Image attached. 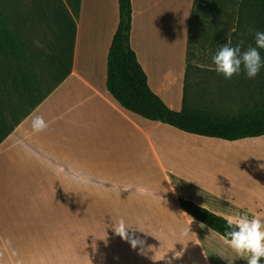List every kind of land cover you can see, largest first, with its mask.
Instances as JSON below:
<instances>
[{
    "label": "crops",
    "instance_id": "obj_1",
    "mask_svg": "<svg viewBox=\"0 0 264 264\" xmlns=\"http://www.w3.org/2000/svg\"><path fill=\"white\" fill-rule=\"evenodd\" d=\"M132 4L149 86L181 111L195 0ZM119 23V0H0V264L63 210L101 238L100 264H245L179 200L264 216V135L204 137L123 108L107 86ZM121 219L155 253L116 235Z\"/></svg>",
    "mask_w": 264,
    "mask_h": 264
},
{
    "label": "trees",
    "instance_id": "obj_2",
    "mask_svg": "<svg viewBox=\"0 0 264 264\" xmlns=\"http://www.w3.org/2000/svg\"><path fill=\"white\" fill-rule=\"evenodd\" d=\"M226 1L236 5V22L238 24L229 36L226 34L216 41L210 32L211 25L218 18L227 17L231 21L233 16L224 8L217 9L214 1L207 3L206 0H195L189 29L184 102L182 110L177 112L169 109L161 98L151 90L148 77L131 46L132 0H119L120 23L109 51L107 86L123 108L145 119L168 124L181 131L204 137L236 141L264 135V94H262L264 79L261 78L264 69L254 79H248L243 73L239 75L241 85L249 88L255 85V90L263 95L259 105L246 114L234 117L216 114L190 105L192 94L200 89L199 84L196 86L191 80L195 66L190 63L193 48L198 42L200 23L207 22L209 25L204 43L211 46L213 50H216L219 45L227 43L229 38L233 45L243 41V46L246 48L250 44L254 45L253 34L249 32L250 28L264 31V0H221V2ZM260 51L261 56L264 57V49ZM217 80L218 86L223 89L225 82L229 79H225L221 75ZM179 203L181 209L189 216L223 237L225 231L223 217L207 211L190 200L181 198Z\"/></svg>",
    "mask_w": 264,
    "mask_h": 264
},
{
    "label": "rangeland",
    "instance_id": "obj_3",
    "mask_svg": "<svg viewBox=\"0 0 264 264\" xmlns=\"http://www.w3.org/2000/svg\"><path fill=\"white\" fill-rule=\"evenodd\" d=\"M207 3H216L217 9L224 8L233 16L229 21L227 17L217 19L211 25L210 32L218 41L222 36H229L237 28L236 5L221 0H206ZM207 22L200 23L198 42L193 48L190 63L195 66L191 80L199 84L200 89L192 94L190 105L194 108L208 110L216 114L238 117L259 105L264 92L260 94L252 88L240 84V74L234 75L226 81L224 88L218 86V76L210 70L211 54L215 52L211 46L205 44L209 31ZM237 43V42H236ZM263 76L264 79V70ZM244 76V75H243ZM241 85V86H240ZM197 86V85H196ZM53 222V221H52ZM45 233L40 237L31 238L30 252L15 254V264H100L101 238L90 236L87 232V222L69 221L68 214L63 210V219L54 225L47 222ZM92 230L93 223H91Z\"/></svg>",
    "mask_w": 264,
    "mask_h": 264
},
{
    "label": "clouds",
    "instance_id": "obj_4",
    "mask_svg": "<svg viewBox=\"0 0 264 264\" xmlns=\"http://www.w3.org/2000/svg\"><path fill=\"white\" fill-rule=\"evenodd\" d=\"M249 32L253 34L254 45L250 44L245 48L243 41L233 45L229 38L227 43L219 45L211 54L210 70L222 75L225 79H231L234 75L241 73L248 79L256 78L264 69V57L261 56L260 51L264 49V31L250 28ZM203 205H201L202 208H204ZM224 219L223 242L236 252L245 261V264H264V216L245 212L235 216H226ZM110 227L116 235L128 241L134 249L141 246L140 250L143 254H147V251L154 252L153 246L148 245L146 251L144 240L129 235V230L134 227L128 225L123 219L113 223ZM200 227L207 226L201 223ZM188 231H190V227L185 230V234ZM209 231L211 232L212 229L209 228ZM174 258H178L176 252ZM169 264H171V260H169ZM228 264H230L229 261Z\"/></svg>",
    "mask_w": 264,
    "mask_h": 264
}]
</instances>
